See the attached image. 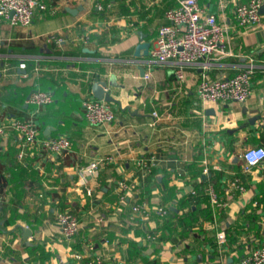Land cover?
I'll list each match as a JSON object with an SVG mask.
<instances>
[{
  "label": "crops",
  "instance_id": "1",
  "mask_svg": "<svg viewBox=\"0 0 264 264\" xmlns=\"http://www.w3.org/2000/svg\"><path fill=\"white\" fill-rule=\"evenodd\" d=\"M248 2L198 0L228 27L233 54L210 60L209 77L233 76L248 58L254 61L244 104H203L197 96L201 65L185 66L178 80L175 64L134 57L140 43L152 49L164 12L178 0H51L28 28L0 20V126L31 118L34 109L25 103L31 90L50 91L52 104L32 117L38 138L66 136L72 143L60 155L37 146L21 151L15 133L4 129L0 264H84L93 256L106 264H219L264 247V162L241 170L245 149L264 148V0L260 23L238 28L234 8ZM96 81L115 100V119L91 127L82 101L93 98ZM153 111L159 117L152 125ZM108 156L112 161L82 186L78 170ZM140 160L151 164L148 173L139 169ZM235 179L242 190L231 185ZM120 181L133 188L124 202ZM207 185L225 201L224 210L205 203ZM196 196L199 203L185 205ZM136 204L146 211L133 213ZM160 206L167 208L164 217L156 214ZM65 211L80 222L70 240L55 223ZM219 232L225 234L221 246Z\"/></svg>",
  "mask_w": 264,
  "mask_h": 264
},
{
  "label": "built area",
  "instance_id": "2",
  "mask_svg": "<svg viewBox=\"0 0 264 264\" xmlns=\"http://www.w3.org/2000/svg\"><path fill=\"white\" fill-rule=\"evenodd\" d=\"M51 0H0V20H5L13 27L28 28L38 12H44ZM262 0H249L246 4L236 5L234 8L235 25L238 28H249L260 23V8ZM102 10V6H96ZM165 24L158 29L152 49L148 52L147 63L156 65L175 64V76L183 79V68L188 65H201L204 71L197 85V96L205 104L238 103L244 104L252 93V79L255 72V64L252 58H248L242 70L230 77L212 79L208 75L211 61H220L233 56L230 48L228 27L219 24L213 14H207L200 8L198 0H178L177 6L164 12ZM55 44L61 39L52 37ZM20 69L25 64L19 65ZM35 72L37 69L35 68ZM148 76L146 75V78ZM106 90V89H105ZM53 102V94L50 91L33 89L27 95L25 103L34 109L30 119L12 118L4 126H0V138L5 128L12 130L19 142L21 151L35 146L43 149L47 154L60 155L71 150L72 143L66 136L39 139L38 125L32 117L42 107ZM83 116L91 127L111 124L114 119L112 106L104 100L87 98L82 101ZM152 125L156 123L159 115L153 111ZM22 152L18 157H22ZM243 173H249L253 168L264 162V148L250 147L241 154ZM112 161L111 157H103L90 162L87 166L78 170V181L86 186L87 179L97 176L98 172ZM137 165L144 174L148 173L151 164L138 161ZM206 173V169L203 171ZM231 185L242 190L238 180ZM120 202H124L128 192L133 188L126 181H120L117 185ZM204 193L208 198L212 209L224 210L225 201L218 196L212 185H207ZM87 195L91 194L87 190ZM144 205L136 204L132 207L133 213L145 212ZM156 214L164 217L167 214L166 207L156 208ZM100 221V220H99ZM55 223L61 236L70 240L80 230V222L76 215L70 212H60L55 217ZM217 244L225 243V234H216ZM75 257L78 258L76 255ZM84 264H106L100 256H93ZM219 264H264V247H252L232 262L222 261Z\"/></svg>",
  "mask_w": 264,
  "mask_h": 264
},
{
  "label": "water",
  "instance_id": "3",
  "mask_svg": "<svg viewBox=\"0 0 264 264\" xmlns=\"http://www.w3.org/2000/svg\"><path fill=\"white\" fill-rule=\"evenodd\" d=\"M74 11H76V10H74ZM149 49H150L149 43H140L139 45H137L135 47L134 57H137V58L147 57ZM140 73H141V76H143L144 71L142 68H140ZM110 85H112V86L115 85L113 76L110 78ZM106 88H107V86L104 82H102V81L94 82L91 85V89H90L91 96L97 100H104L105 102H107L109 104L116 103L115 100L110 97L109 93L106 92V90H105ZM30 234H31V232L28 231V235H30Z\"/></svg>",
  "mask_w": 264,
  "mask_h": 264
},
{
  "label": "trees",
  "instance_id": "4",
  "mask_svg": "<svg viewBox=\"0 0 264 264\" xmlns=\"http://www.w3.org/2000/svg\"><path fill=\"white\" fill-rule=\"evenodd\" d=\"M254 74H255V72H254ZM204 200H205V203H207V205L209 206V202H208V198L207 197H205L204 198ZM200 201H199V199H198V196H196V197H194V198H189V199H186V201H185V205H189V206H193L194 204H197V203H199Z\"/></svg>",
  "mask_w": 264,
  "mask_h": 264
}]
</instances>
